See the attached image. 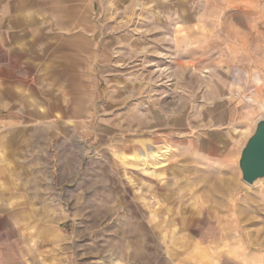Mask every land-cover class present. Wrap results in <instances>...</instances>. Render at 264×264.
Instances as JSON below:
<instances>
[{"label": "rangeland", "instance_id": "rangeland-1", "mask_svg": "<svg viewBox=\"0 0 264 264\" xmlns=\"http://www.w3.org/2000/svg\"><path fill=\"white\" fill-rule=\"evenodd\" d=\"M93 5L0 0V264H264V0Z\"/></svg>", "mask_w": 264, "mask_h": 264}, {"label": "water", "instance_id": "water-1", "mask_svg": "<svg viewBox=\"0 0 264 264\" xmlns=\"http://www.w3.org/2000/svg\"><path fill=\"white\" fill-rule=\"evenodd\" d=\"M238 168L241 180L249 186L264 179V119L255 123L253 132L240 150Z\"/></svg>", "mask_w": 264, "mask_h": 264}, {"label": "crops", "instance_id": "crops-1", "mask_svg": "<svg viewBox=\"0 0 264 264\" xmlns=\"http://www.w3.org/2000/svg\"><path fill=\"white\" fill-rule=\"evenodd\" d=\"M91 3H92V7L94 6L93 3H94V0H90ZM98 1H101V0H98ZM77 26L79 25L78 21L75 23ZM71 25H72V22H71ZM73 26V25H72Z\"/></svg>", "mask_w": 264, "mask_h": 264}]
</instances>
